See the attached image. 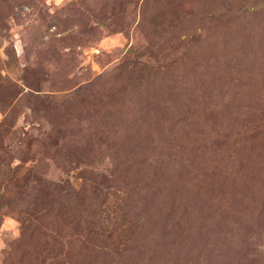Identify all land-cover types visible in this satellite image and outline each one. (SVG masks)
<instances>
[{
	"label": "rangeland",
	"instance_id": "rangeland-1",
	"mask_svg": "<svg viewBox=\"0 0 264 264\" xmlns=\"http://www.w3.org/2000/svg\"><path fill=\"white\" fill-rule=\"evenodd\" d=\"M0 264H264V0H0Z\"/></svg>",
	"mask_w": 264,
	"mask_h": 264
}]
</instances>
